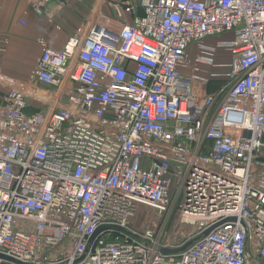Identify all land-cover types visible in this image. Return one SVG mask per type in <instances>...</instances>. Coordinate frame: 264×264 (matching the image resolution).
<instances>
[{
	"label": "built area",
	"instance_id": "1",
	"mask_svg": "<svg viewBox=\"0 0 264 264\" xmlns=\"http://www.w3.org/2000/svg\"><path fill=\"white\" fill-rule=\"evenodd\" d=\"M41 43L26 82L0 68V264H264V0H99Z\"/></svg>",
	"mask_w": 264,
	"mask_h": 264
},
{
	"label": "crops",
	"instance_id": "2",
	"mask_svg": "<svg viewBox=\"0 0 264 264\" xmlns=\"http://www.w3.org/2000/svg\"><path fill=\"white\" fill-rule=\"evenodd\" d=\"M37 0H0V68L2 72L21 82H26L37 60L42 54L43 39L46 44L56 50H61L73 35L76 27L87 20L99 0H50L43 15L33 10ZM102 1V0H101ZM141 4L142 0H133ZM140 14H143L141 10ZM24 20L27 25H24ZM233 34L212 37L207 40L214 44L218 40L233 39ZM191 57L197 55V46L190 49ZM231 54L218 50L213 64L200 65L202 75L208 78L204 93L218 91L227 82L228 64ZM186 75L188 71L184 72ZM43 90H52L48 85H41ZM199 89L200 85L197 84ZM7 88L0 85V100ZM34 109H30L33 111Z\"/></svg>",
	"mask_w": 264,
	"mask_h": 264
},
{
	"label": "rangeland",
	"instance_id": "3",
	"mask_svg": "<svg viewBox=\"0 0 264 264\" xmlns=\"http://www.w3.org/2000/svg\"><path fill=\"white\" fill-rule=\"evenodd\" d=\"M155 209L150 206L140 207L136 217L132 218L131 223L135 226H148L159 221Z\"/></svg>",
	"mask_w": 264,
	"mask_h": 264
},
{
	"label": "water",
	"instance_id": "4",
	"mask_svg": "<svg viewBox=\"0 0 264 264\" xmlns=\"http://www.w3.org/2000/svg\"><path fill=\"white\" fill-rule=\"evenodd\" d=\"M219 224H216V225H213L212 227H210V228H208L207 230H205L204 232H203V235L204 236H206V235H208L215 227H217ZM94 237H96V235L94 236ZM191 241L190 242H188L185 246H183V247H181V248H179V249H174V250H170V249H166V250H164V252L165 253H176V252H179V251H183V250H185L189 245H191Z\"/></svg>",
	"mask_w": 264,
	"mask_h": 264
}]
</instances>
